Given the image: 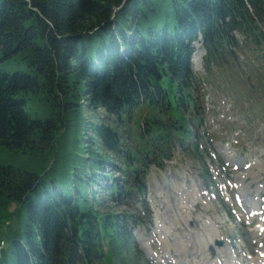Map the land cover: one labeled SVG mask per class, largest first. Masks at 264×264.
<instances>
[{
    "label": "trees",
    "instance_id": "obj_1",
    "mask_svg": "<svg viewBox=\"0 0 264 264\" xmlns=\"http://www.w3.org/2000/svg\"><path fill=\"white\" fill-rule=\"evenodd\" d=\"M247 1L255 16L245 0H0V264H106V243L114 264H139L98 193L134 149L121 126L143 104L184 119L199 33L222 40L210 61L231 30L264 60V0Z\"/></svg>",
    "mask_w": 264,
    "mask_h": 264
},
{
    "label": "rangeland",
    "instance_id": "obj_2",
    "mask_svg": "<svg viewBox=\"0 0 264 264\" xmlns=\"http://www.w3.org/2000/svg\"><path fill=\"white\" fill-rule=\"evenodd\" d=\"M242 58H243V60H244L245 63H246V60L248 59V61H247L248 65H246L247 63L244 65V70H246V73H247V70H251L249 73L254 74L255 77L259 80V75L256 72L257 69H255L258 66V63H257L256 58L251 56V53L249 52L248 49H245L244 50V56H242ZM202 73L206 74L205 72H202ZM250 77H251L252 83L255 85V83H257L256 80L254 79V77H252V76H250ZM241 85H242V83L239 82L238 83V86H239V89L240 90H241ZM255 87H256V85H255ZM261 88H262V86H261ZM256 95L257 96H261V95L264 96V94H262L257 87H256ZM245 96H247V95H245ZM263 96H262V99L261 100H263ZM242 99L245 100V97L243 96V94H242ZM261 106H264V104L261 105ZM135 115H140L139 125L141 126L142 123L145 124V120L147 119V116L149 115V111L148 110H145L143 112V114L141 112H138L137 114H134V116L131 118V124L132 123H134V124L136 123L137 118L135 117ZM5 160H2L1 159L0 161H4L5 162ZM173 162L174 163H173L172 166L174 167V169L172 171L174 173L177 172L178 170L179 171H183L186 168V164H185L186 163V156L185 155L180 156L178 154V156H175ZM14 164H16V165H22L23 164V161L19 162V160H18ZM25 167L28 168L27 166H25ZM169 167H170V165L167 162V164H165V168L164 169L153 168L152 173H151L150 182H149V186H150V191L151 192H153L154 190H156V186L158 184H162L163 186H166V187L168 186V183H167L168 180H167L166 177H167V175H168V173L170 171L169 170ZM31 170L35 171V167L31 168ZM10 211L11 212L15 211V205H12L11 206ZM115 211L118 212V211H121V210L118 209V210H115Z\"/></svg>",
    "mask_w": 264,
    "mask_h": 264
},
{
    "label": "bare ground",
    "instance_id": "obj_3",
    "mask_svg": "<svg viewBox=\"0 0 264 264\" xmlns=\"http://www.w3.org/2000/svg\"><path fill=\"white\" fill-rule=\"evenodd\" d=\"M197 47V53L196 58H199V53L202 48V45L200 43L196 44ZM189 215H193V213L189 212ZM196 250L201 253V256H205L207 254L204 243L202 241H197L195 244Z\"/></svg>",
    "mask_w": 264,
    "mask_h": 264
}]
</instances>
